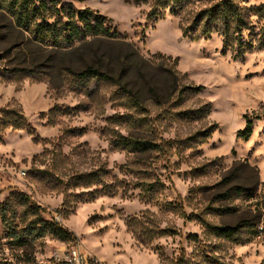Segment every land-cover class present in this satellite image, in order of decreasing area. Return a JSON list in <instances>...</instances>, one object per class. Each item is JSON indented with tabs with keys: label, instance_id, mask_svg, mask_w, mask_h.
<instances>
[{
	"label": "rangeland",
	"instance_id": "374dc122",
	"mask_svg": "<svg viewBox=\"0 0 264 264\" xmlns=\"http://www.w3.org/2000/svg\"><path fill=\"white\" fill-rule=\"evenodd\" d=\"M62 1L111 19L131 48L76 44L34 60L0 13V108L29 125L0 134V264H64L75 249L92 264H264V47L234 62L217 34L192 42L178 16L147 20L155 0ZM207 5L192 0L182 22ZM252 21L258 32L264 21ZM144 59H178V90ZM97 62L117 76L135 65L122 86L77 75ZM245 115L252 134L239 138ZM120 136L157 146L125 150ZM38 217L74 237L29 234ZM223 227L236 232L220 235Z\"/></svg>",
	"mask_w": 264,
	"mask_h": 264
},
{
	"label": "trees",
	"instance_id": "16d2710c",
	"mask_svg": "<svg viewBox=\"0 0 264 264\" xmlns=\"http://www.w3.org/2000/svg\"><path fill=\"white\" fill-rule=\"evenodd\" d=\"M191 1L155 0L146 13V18L149 21H159L164 19L167 14L180 17L182 36L192 42L199 41L202 38L209 39L213 34H217L222 38L223 55L229 53L234 62L248 52L264 47V24L256 32L257 26L252 21L253 16H256L259 21H264V4L247 6L243 5L240 0H196L208 3V5L195 13L189 23L184 24L182 22L183 11ZM0 13L10 20L14 29L27 36L26 41L21 46L35 47V50L31 51L34 60L36 59V53L46 51V49L56 53L65 52L76 46V44H79V49H84L88 45H96V42L111 47L127 45L131 48V44L122 41L123 36L119 34L116 28L112 27L111 19L89 7L75 9L71 3H64L62 0H0ZM85 51L97 54L99 49L98 47H89ZM156 56L161 59L170 58L161 54ZM2 60H4V56L0 54V61ZM144 62L148 66L153 65L156 72H164L168 77L169 88L174 89L175 92L178 90L179 72L176 70L178 59H174L172 66L165 63L156 65L158 63L156 61L145 60ZM101 64L100 62L88 64L77 75L85 81H108L122 86V80L128 76L130 66L132 69L135 65L128 66L127 63H122L125 73H120L117 76V73H114V69L110 68L109 65L107 67ZM30 71L32 69H28V72ZM143 77H145L144 74ZM154 86H157V83ZM133 88L128 92H132L131 99L133 102L139 104L137 96L132 91ZM187 89L200 92L204 88L202 86H188ZM245 118V128L237 133L239 138H248L252 134L253 118L248 115H245ZM28 126L25 116L20 111L0 108V134L7 129L20 130L26 129ZM211 134V130H205L200 136L201 138H209ZM114 144L116 147L133 152L149 151L157 146L151 141L131 136H120L114 141ZM238 190L239 193L243 192L241 189ZM34 224L38 225L39 228L30 229L29 234L36 232L39 237L50 234L62 241L74 237L70 231L55 221L46 222L38 217ZM218 231L220 235L232 237L236 229L223 227L218 228ZM257 233H260V231H257ZM14 239L20 246H24L27 242L21 235L15 236Z\"/></svg>",
	"mask_w": 264,
	"mask_h": 264
},
{
	"label": "built area",
	"instance_id": "2783aa9c",
	"mask_svg": "<svg viewBox=\"0 0 264 264\" xmlns=\"http://www.w3.org/2000/svg\"><path fill=\"white\" fill-rule=\"evenodd\" d=\"M261 233H259L260 235ZM93 259L87 255H84L79 250L75 249L72 251V254L66 259L64 264H92Z\"/></svg>",
	"mask_w": 264,
	"mask_h": 264
}]
</instances>
